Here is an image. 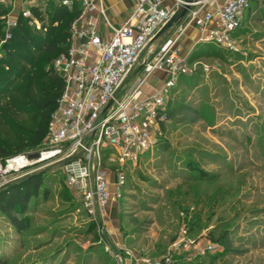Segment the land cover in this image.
<instances>
[{
    "label": "rangeland",
    "instance_id": "374dc122",
    "mask_svg": "<svg viewBox=\"0 0 264 264\" xmlns=\"http://www.w3.org/2000/svg\"><path fill=\"white\" fill-rule=\"evenodd\" d=\"M232 37L229 49L195 50L192 72L168 95L162 138L126 164L116 203L123 248L109 234L101 242L55 169L35 165L11 179L43 173L23 231L0 214V264H124V257L139 264L167 255L184 223L217 247L175 255L172 264H264V0H251Z\"/></svg>",
    "mask_w": 264,
    "mask_h": 264
},
{
    "label": "built area",
    "instance_id": "2783aa9c",
    "mask_svg": "<svg viewBox=\"0 0 264 264\" xmlns=\"http://www.w3.org/2000/svg\"><path fill=\"white\" fill-rule=\"evenodd\" d=\"M20 1L17 5L16 0H0L12 6L10 14L14 15L6 19V39L19 14L33 19L40 28L31 7L47 0ZM57 2L69 10L80 9L70 25L67 53L53 61L64 88L39 146L0 158V188L35 165L55 169L64 186L76 193L80 209L103 242L109 234L107 210L121 196L125 166H135L162 138L168 95L179 77L192 72L191 52L202 43L231 48L232 33L240 27L251 0H134L127 19L119 25L110 21L101 0ZM183 5L187 9L182 19L156 37ZM190 31L194 36L184 45ZM160 37V45L153 48ZM157 72L164 74L162 82L152 93L138 97L142 85ZM137 74L141 76L137 83L124 90L129 78ZM34 153L37 157L30 158ZM104 247L109 250L107 242ZM216 247L210 240L190 234L184 223L167 255L137 262L172 264L175 255H204ZM125 253L131 256L130 251Z\"/></svg>",
    "mask_w": 264,
    "mask_h": 264
},
{
    "label": "trees",
    "instance_id": "16d2710c",
    "mask_svg": "<svg viewBox=\"0 0 264 264\" xmlns=\"http://www.w3.org/2000/svg\"><path fill=\"white\" fill-rule=\"evenodd\" d=\"M11 9L9 3H0V158L39 146L64 88L53 61L67 53L70 25L80 12L78 6L69 10L57 0H47L31 7L39 29L33 19L19 14L6 39V19ZM203 45L215 44L197 45L189 62ZM42 178L39 172L0 188V214L18 231L25 228L24 214L41 188Z\"/></svg>",
    "mask_w": 264,
    "mask_h": 264
},
{
    "label": "crops",
    "instance_id": "0c3cea01",
    "mask_svg": "<svg viewBox=\"0 0 264 264\" xmlns=\"http://www.w3.org/2000/svg\"><path fill=\"white\" fill-rule=\"evenodd\" d=\"M16 2L17 5L21 3L20 0H16ZM101 2L107 10V16L110 21L115 25H119L125 22V20L127 19L134 3V0H101ZM193 36L194 32L190 31L188 33V36L184 39V45H188ZM164 77L165 76L162 72H157L155 75H153V80L151 81L147 91L142 93L141 96L152 93L153 90L162 82V79ZM105 223L106 228L109 232L110 244H113L117 248H123L125 245V240L124 237L121 235L120 228L118 226L117 207L115 204H112L110 205V207H108ZM120 260L123 261L124 264H132L131 260L127 257L121 258Z\"/></svg>",
    "mask_w": 264,
    "mask_h": 264
},
{
    "label": "water",
    "instance_id": "95a60500",
    "mask_svg": "<svg viewBox=\"0 0 264 264\" xmlns=\"http://www.w3.org/2000/svg\"><path fill=\"white\" fill-rule=\"evenodd\" d=\"M187 9V5H183L181 6L176 12L175 14L171 17V19L161 28V30L158 32L156 37H159L161 35H163L168 29H170L171 27L174 26V24H176L177 22H179L182 17L184 16L185 12ZM30 158H35L37 157V154H30L29 155Z\"/></svg>",
    "mask_w": 264,
    "mask_h": 264
}]
</instances>
